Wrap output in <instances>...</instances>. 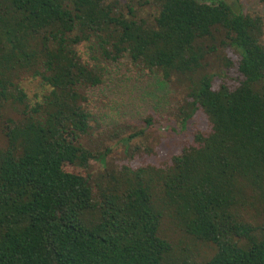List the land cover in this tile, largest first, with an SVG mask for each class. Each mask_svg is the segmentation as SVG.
I'll return each instance as SVG.
<instances>
[{
    "label": "trees",
    "instance_id": "trees-1",
    "mask_svg": "<svg viewBox=\"0 0 264 264\" xmlns=\"http://www.w3.org/2000/svg\"><path fill=\"white\" fill-rule=\"evenodd\" d=\"M124 61L177 105L137 128L105 121L94 90ZM153 125L173 146L131 145ZM117 142L135 165H108ZM0 264H264L261 12L0 0Z\"/></svg>",
    "mask_w": 264,
    "mask_h": 264
},
{
    "label": "rangeland",
    "instance_id": "rangeland-1",
    "mask_svg": "<svg viewBox=\"0 0 264 264\" xmlns=\"http://www.w3.org/2000/svg\"><path fill=\"white\" fill-rule=\"evenodd\" d=\"M127 1L137 3V0ZM200 1L211 2L214 0ZM239 2L243 11H260L264 16V6L258 0H239ZM22 85H24L31 99H34L35 94L41 91V87L36 80H24ZM100 92L104 94L103 100L106 104L105 121L116 123L126 120L135 125L136 128L143 124L142 119L148 113L162 114L168 112L177 105L179 99L177 89L163 82L159 76L150 74L139 78L132 75L126 61L120 63L119 66H115L101 87L94 90V95L97 96ZM176 137L174 133H168L164 126L157 127L153 125L147 129L144 137L132 140L131 145L160 146L162 144L163 149L166 150L171 145L173 146L172 143ZM111 146V152L106 159L108 165L110 164L117 169L128 161L135 165V152L132 153L134 154V157H132L125 151L123 144L117 142L111 144ZM91 166L93 173L96 175L104 171L106 167L96 160L91 161Z\"/></svg>",
    "mask_w": 264,
    "mask_h": 264
}]
</instances>
